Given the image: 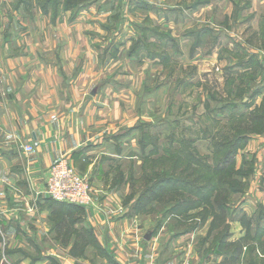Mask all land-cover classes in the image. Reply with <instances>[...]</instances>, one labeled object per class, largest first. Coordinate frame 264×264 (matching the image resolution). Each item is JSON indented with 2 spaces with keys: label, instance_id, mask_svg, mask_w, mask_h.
Returning a JSON list of instances; mask_svg holds the SVG:
<instances>
[{
  "label": "rangeland",
  "instance_id": "1",
  "mask_svg": "<svg viewBox=\"0 0 264 264\" xmlns=\"http://www.w3.org/2000/svg\"><path fill=\"white\" fill-rule=\"evenodd\" d=\"M101 3L83 46L84 166L69 162L92 204L50 214L30 264H264V0ZM94 212L123 228L118 249L135 248L123 263L86 220ZM81 230L83 252L70 254Z\"/></svg>",
  "mask_w": 264,
  "mask_h": 264
},
{
  "label": "crops",
  "instance_id": "2",
  "mask_svg": "<svg viewBox=\"0 0 264 264\" xmlns=\"http://www.w3.org/2000/svg\"><path fill=\"white\" fill-rule=\"evenodd\" d=\"M64 1L52 12L44 0H0V264L3 254L5 264H30L33 239L51 232L52 204L44 193L51 165L65 157L75 168L84 166L92 119L84 98L90 52L83 46L104 5L96 0L76 13ZM81 22L89 31L74 34ZM86 220L100 243H112L121 263L122 254L135 251L127 242L118 249L119 224L109 228L95 212ZM148 259L139 264H153Z\"/></svg>",
  "mask_w": 264,
  "mask_h": 264
},
{
  "label": "built area",
  "instance_id": "3",
  "mask_svg": "<svg viewBox=\"0 0 264 264\" xmlns=\"http://www.w3.org/2000/svg\"><path fill=\"white\" fill-rule=\"evenodd\" d=\"M24 150L31 151L32 147L26 145ZM90 191L88 181L64 157L47 171L44 193L49 199L89 207L92 204Z\"/></svg>",
  "mask_w": 264,
  "mask_h": 264
},
{
  "label": "trees",
  "instance_id": "4",
  "mask_svg": "<svg viewBox=\"0 0 264 264\" xmlns=\"http://www.w3.org/2000/svg\"><path fill=\"white\" fill-rule=\"evenodd\" d=\"M48 200L52 204V212H51L52 215L53 214L55 215V214L59 213V211H61V212L65 211L66 214H69L72 211V209H79L78 206L75 205V204L54 201V200L49 199V198H48ZM69 217H70V214H69ZM65 222L69 223L70 221L67 220V219L64 220L63 222L62 221H58L57 224H56V227H57L56 230L59 231V229L62 228L63 223L65 224ZM79 236L82 239V241L81 242L76 241V242H74L72 244L71 249H70V254H72L75 250L79 251V253L83 252V245H86V243H87L86 235L84 234L83 230L80 231Z\"/></svg>",
  "mask_w": 264,
  "mask_h": 264
},
{
  "label": "water",
  "instance_id": "5",
  "mask_svg": "<svg viewBox=\"0 0 264 264\" xmlns=\"http://www.w3.org/2000/svg\"><path fill=\"white\" fill-rule=\"evenodd\" d=\"M149 236H147L146 238H148Z\"/></svg>",
  "mask_w": 264,
  "mask_h": 264
}]
</instances>
